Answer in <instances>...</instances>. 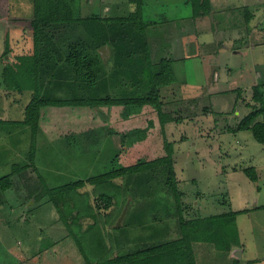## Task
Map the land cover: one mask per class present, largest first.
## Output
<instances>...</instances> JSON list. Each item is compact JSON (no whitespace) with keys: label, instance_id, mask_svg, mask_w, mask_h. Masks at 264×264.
Here are the masks:
<instances>
[{"label":"rangeland","instance_id":"1","mask_svg":"<svg viewBox=\"0 0 264 264\" xmlns=\"http://www.w3.org/2000/svg\"><path fill=\"white\" fill-rule=\"evenodd\" d=\"M40 1L0 0V119H3L0 121V178L15 171L17 165L21 168L12 175L11 187L6 190L0 187V264H88L75 236L68 231L64 216L42 188L39 173L49 187H58L119 168L122 162L112 159L111 148H115V142L120 145L122 136L109 134L98 151L81 148L77 139L70 137L68 149L67 146L60 148L62 144L56 143L58 140L51 135L55 130L51 128L46 133H37L32 159V129L12 122L21 119L23 106L32 93L26 90L21 95L13 91L5 94L1 82L3 59L10 57L13 69L20 66L16 73L19 74L27 63L22 60L23 53H33V39L24 31L33 29L37 18L50 15L45 9H37ZM90 1L91 5L84 9L101 17L118 18L137 8L134 0ZM212 1L210 13L205 14L201 0L197 3L193 0H142L145 29L134 28L131 21L121 25L107 22L115 40L120 42L118 47L112 41L108 44L103 61L79 22L42 23L44 42L38 46L40 96L68 99L78 98L85 92L79 86V75L69 59L74 52L85 55V65L94 61L95 68L99 67L98 84L103 89L86 88L93 97L100 94L119 98L145 93L149 61L173 59L177 80L168 86L169 90L162 92V98L163 110L174 117L165 124V133L167 140L173 143L174 167L185 216L206 218L240 211L235 223H227L226 229L221 231L226 238H232V243L240 242L236 245L239 261L202 238L192 241L196 263L264 264V143L255 138L253 130L236 129L242 118L259 106L260 102L254 99L255 86L264 90V0ZM62 9L70 11L68 6ZM5 49L10 50L11 55L2 57ZM213 66L215 76L208 85ZM67 87L70 92H66ZM141 109L129 106L123 114L130 115ZM42 110L40 120L49 124L50 108L44 106ZM83 112V109H73L71 115ZM114 116L112 114L111 118ZM178 118L180 121L176 120ZM116 135L119 136L116 138ZM146 135V129H132L125 144L132 146ZM248 167L256 168L257 182L249 177ZM160 172L154 169L114 179L122 186L125 196L119 204L114 199L109 208L95 194L94 185L79 189L80 194L89 195L96 213L105 219L106 223L97 229L98 236L108 245L109 257L138 249L145 243L150 245L176 237L173 235V230L177 229L176 203L159 180ZM149 175L153 176L152 181ZM154 177L158 179V190ZM142 194L150 196L145 198ZM157 197H162L167 206L165 203L156 205L157 208L153 206L151 200ZM66 198L72 207L75 199ZM157 202L161 201L157 199ZM126 204V214L117 227ZM61 207L66 218L72 220L64 202ZM133 214L138 223L130 226ZM154 215L157 219L168 217L169 229L160 220L152 222ZM94 220L84 215L74 232L80 225L86 229ZM236 227L238 233L234 231ZM83 244L90 246L88 241Z\"/></svg>","mask_w":264,"mask_h":264},{"label":"trees","instance_id":"2","mask_svg":"<svg viewBox=\"0 0 264 264\" xmlns=\"http://www.w3.org/2000/svg\"><path fill=\"white\" fill-rule=\"evenodd\" d=\"M46 1L49 2L46 3ZM193 1L197 3L198 0ZM201 1H203L204 6L203 12L209 14L212 9L211 0ZM134 3L137 6L134 12L126 16L113 18L101 17L99 14L84 9L85 6L91 5L90 0L84 3H82L81 0L40 1L37 9H39V11L45 9L50 15L37 18L34 22L33 29L30 30L27 28V30L24 31L26 36L33 39L34 50L32 54L23 53L24 57L22 60L27 61L25 69L22 68L23 73L16 74L20 66L18 69H13L14 65L11 64L12 59L10 57L5 60L2 58L5 62L3 66V81L1 82V85L3 84L2 86L5 88L4 93L9 94V92L13 91L21 95L26 90L32 93L31 98L27 100L26 105L23 106L21 119L13 120L12 122L27 125L32 129L34 134L31 149L32 159H34L35 156L34 148L37 133H46V130H50L51 128L55 130L54 134L51 133V135L58 140H56V143L60 142V144L63 145H61L60 148H65V146H67L68 149V144H71L68 142L70 137H75L81 145V148L98 151L101 149L102 143L105 141L104 139L109 134H120L122 136L120 145H116L115 142L113 144L115 148H111L113 154L112 159H118L122 162V166L119 168H114L99 174L97 173L87 180L79 179L58 187H49L44 176L39 173L43 183L42 188L48 193L50 200L61 212L62 217L64 216L63 219L67 229L75 236L78 247L81 248L88 264H197L192 241L202 238L211 241L218 249L223 250L226 255H230L233 246L240 245V242L237 240L236 243H232V238L231 240L230 237L226 238L222 235L221 231L223 228L226 229L228 226L226 225L227 223H235V219L240 211L221 213L206 218H188L185 216L182 192L178 187V179L174 167L173 143L167 140L165 133V124L173 121L174 117L163 110L164 100L162 98V92L169 90L168 86L175 83L177 80L173 59L165 58L157 63H152L151 60L149 61L150 65L147 69L149 68L150 75L146 82L148 84L145 93L119 98L100 94L93 97L89 95L86 88H92L94 86L100 90L103 89L98 84L99 67L95 68L94 61L85 65V55L83 56L80 52H74L75 54L73 53L70 55L69 59L75 66V72L79 75L77 76L80 82L79 86H81V89L85 92H82L81 96H78V98L68 99L44 98L40 96L41 85L39 67L41 60L38 55V46L39 43L44 42L42 23L43 25H48L51 22L61 21L79 22L90 37L94 50L100 56V59H102L105 55H103L99 49L101 46L105 44L108 46L112 41L118 47L120 42L115 40V34H113L110 28L108 29L107 22L115 21L121 25L131 21L135 24L134 28L137 26L141 31L145 29L146 22L143 20L142 12L143 2L142 0H134ZM48 5L51 6V8L48 7L47 9ZM67 6L70 8L69 12L62 9ZM82 8L85 12L82 11ZM250 17L251 13L249 14V18ZM249 18L247 16V19ZM122 28L125 29V26ZM115 52L116 51H114V53ZM5 54L11 55L10 50L5 49L2 57L5 56ZM142 56L144 58V55ZM254 89V99L260 102L259 106L252 108V110L242 118L236 129H251L253 130L255 138L259 142L264 143V90H261L262 88H259V86H255ZM66 90V92H70L68 87ZM8 96L10 97V95H7V97ZM44 106L50 108L49 111L52 113L49 124L40 120L43 114L42 108ZM129 106H137L142 109L140 112L124 115L123 112ZM53 107L55 110L58 109L59 112H55ZM73 109H83L84 114L71 115ZM52 110L54 112H52ZM112 114L115 116L111 118ZM118 114H120V117H118ZM176 120L180 121V118ZM0 121L2 122L3 119H0ZM137 128L146 129V137L142 141L134 143L132 146H127L125 140L129 132ZM112 139L113 136L110 140ZM32 164L35 163L32 161ZM154 169H160L161 178H159V180L163 182V186L168 194H172L176 203L177 221L175 224L177 229L175 228V230H173V235L176 237L173 238L170 236L169 239L171 240L160 243L153 242L150 245L145 243V246L142 245V247L138 249L109 257L108 245L105 243V240H102V238L98 236L99 231L97 229V227L106 223L105 219L101 218L99 214L96 213V207L91 204L89 195L87 193L80 194L79 189L85 187L87 184L94 185L96 190L95 194L102 199L105 203V207L109 208L114 203V199H116L115 203L119 204L125 196L122 186L116 183L114 179L124 176L131 177L132 175L140 174L145 171H154ZM18 170H21V168L17 165L15 171L0 178V187L3 190L12 186L13 182L11 177L15 173H18ZM36 170L38 169L36 168ZM246 172L254 182L258 181L259 174L255 167L246 168ZM148 178L152 181L153 176L149 175ZM156 180L157 189L159 184L158 179ZM257 187L259 190L261 189L259 185ZM149 194H151L150 190ZM149 194L146 196H150ZM151 195H153V192ZM67 196H73L75 199L72 207H70V203L67 201ZM146 196L142 194V197L148 198ZM86 197H88L89 200H85L84 198ZM83 199L84 202L82 204ZM152 199V205L155 207L160 203L166 202L163 201L162 197ZM157 199L161 202H157ZM62 202H64L65 207H68L70 215L73 218L72 220H70L71 218H66V215H64L65 210L61 207ZM165 205L167 206L166 203ZM166 206L164 207L166 208ZM166 210L168 211V209ZM152 212L156 211L152 210ZM84 215L91 216L95 220L91 222L86 229H83L80 225V229L78 231L76 229L78 233H75L74 228L77 227L79 223L78 220ZM133 216L134 214L129 220L130 226L133 222L135 225L138 223L137 220L135 221L133 219ZM151 218L152 222L160 220L165 227L170 224L168 217L163 218V216H161L160 219H157L154 215ZM98 223L102 224L98 225ZM167 228L169 229V227ZM234 231L238 233L237 227ZM82 239L85 244L88 241L90 246H92V244L95 245L92 246V248H90V246L86 247ZM234 260L236 262L239 261L237 257H235Z\"/></svg>","mask_w":264,"mask_h":264},{"label":"water","instance_id":"3","mask_svg":"<svg viewBox=\"0 0 264 264\" xmlns=\"http://www.w3.org/2000/svg\"><path fill=\"white\" fill-rule=\"evenodd\" d=\"M212 14H213V12L211 13V15H212ZM99 49H100V51L102 52L103 55H107L108 46H107L106 44L103 45V46H101ZM214 76H215V69H214V66H213L212 69H211L210 76H209V84H208V85H210L212 79H214ZM205 88H207V87H205ZM118 136H119V135H116V138H117ZM127 208H128V205L126 204V206H125V208H124V210H123L121 216L119 217V219H118V221H117V224H116L117 227H120V226H121V224H122V220H123V218H124V216H125V214H126ZM235 251H236V250H235Z\"/></svg>","mask_w":264,"mask_h":264},{"label":"crops","instance_id":"4","mask_svg":"<svg viewBox=\"0 0 264 264\" xmlns=\"http://www.w3.org/2000/svg\"><path fill=\"white\" fill-rule=\"evenodd\" d=\"M213 3V1L211 0V4ZM214 4V3H213ZM212 4V5H213ZM225 8V7H224ZM4 53V52H3ZM7 58H9V57H7ZM236 250V245L235 246H233V248H232V251H231V253H230V256L232 257V258H235L236 257V255H237V251H235ZM235 251V252H234Z\"/></svg>","mask_w":264,"mask_h":264}]
</instances>
